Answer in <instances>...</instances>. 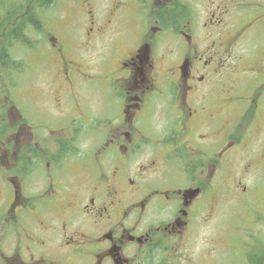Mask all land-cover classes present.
<instances>
[{
  "label": "flooded vegetation",
  "instance_id": "obj_1",
  "mask_svg": "<svg viewBox=\"0 0 264 264\" xmlns=\"http://www.w3.org/2000/svg\"><path fill=\"white\" fill-rule=\"evenodd\" d=\"M16 5L0 10V264H216L218 209L262 182L261 95L237 112L231 92L240 42L243 70L264 66V0ZM251 233L246 264H264Z\"/></svg>",
  "mask_w": 264,
  "mask_h": 264
},
{
  "label": "rangeland",
  "instance_id": "obj_2",
  "mask_svg": "<svg viewBox=\"0 0 264 264\" xmlns=\"http://www.w3.org/2000/svg\"><path fill=\"white\" fill-rule=\"evenodd\" d=\"M16 2L17 0H0V10L1 9H12L16 10ZM60 4V3H59ZM13 13V12H12ZM63 13V12H62ZM0 13V19H1ZM256 48L253 46H250L246 40L240 42L233 51V56L237 58L233 59L234 64L241 65L243 69L246 67L248 62L253 58L252 51ZM260 52V50H259ZM258 52V53H259ZM9 55L16 60V65L8 67V72L18 70L20 67L17 64V58L23 56L22 49H19L16 45L10 49ZM28 62V61H27ZM17 66V68H15ZM26 67V71L24 72V75H21L19 82V86L24 88L26 85L33 83V74L34 71L31 69V65H24ZM264 67V66H263ZM258 68L256 66H251L247 68V70L240 69L238 67V73L234 74V87L232 88L231 92V104L234 108V111L237 112H243L244 109L247 108L249 105V101L247 100L248 96L253 94V96L261 95L260 103L261 105V113L264 115V69ZM15 69V70H14ZM240 70V71H239ZM12 76V75H11ZM19 76V75H17ZM16 75L13 76V78L17 77ZM245 80L248 82V86L245 85ZM23 85H21V84ZM246 88V89H245ZM244 90L241 92L240 90ZM252 96V97H253ZM14 98L17 102V94L14 95ZM259 118V117H258ZM253 127H258V125L252 124ZM262 133L259 136V139H264V121L261 126ZM251 129V127H250ZM253 133H256L255 135H259L258 132H256L255 129H251ZM257 140V143H259ZM261 141V140H260ZM246 159H240L238 161L235 170L238 168H243L246 164ZM238 183L241 184V186H246L248 190L254 189L255 187L259 186L258 182V172L253 171L249 173L248 175H238ZM261 187L260 190L257 192L248 191L247 192V198L248 201L245 204L237 203L236 200H232V203L220 207L217 211V219H216V225L215 232L216 235L221 243V240L224 238L223 245H218V250L215 254V262L216 264H246V254L250 251L246 247L242 246V240L247 242L250 240L249 235L252 234L251 230L254 227L255 233H260L261 235H264V226L263 224H258L256 222L257 214H262L264 212V164L261 169ZM255 223V224H254ZM225 229V230H224ZM263 233V234H262ZM206 232H201L200 237H204ZM249 237V238H248ZM198 245H200V241L198 242ZM196 249V247H195ZM194 249V250H195ZM251 251L258 253L259 250L251 249ZM198 260L202 261V258L200 257ZM208 260V258L206 259ZM209 264V263H208Z\"/></svg>",
  "mask_w": 264,
  "mask_h": 264
},
{
  "label": "trees",
  "instance_id": "obj_3",
  "mask_svg": "<svg viewBox=\"0 0 264 264\" xmlns=\"http://www.w3.org/2000/svg\"><path fill=\"white\" fill-rule=\"evenodd\" d=\"M12 34H15V33H12ZM250 258H253L251 259V264H259L262 261L261 255H255Z\"/></svg>",
  "mask_w": 264,
  "mask_h": 264
}]
</instances>
